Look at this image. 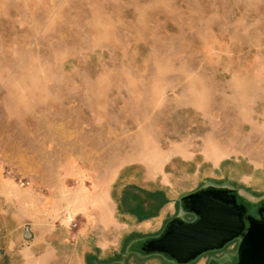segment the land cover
<instances>
[{"label": "rangeland", "instance_id": "obj_1", "mask_svg": "<svg viewBox=\"0 0 264 264\" xmlns=\"http://www.w3.org/2000/svg\"><path fill=\"white\" fill-rule=\"evenodd\" d=\"M205 189L263 213L264 0H0V264H180Z\"/></svg>", "mask_w": 264, "mask_h": 264}, {"label": "water", "instance_id": "obj_2", "mask_svg": "<svg viewBox=\"0 0 264 264\" xmlns=\"http://www.w3.org/2000/svg\"><path fill=\"white\" fill-rule=\"evenodd\" d=\"M225 192L205 189L183 196L181 202L192 219H171L161 234L146 241V246L187 264L237 240L233 264H264V209L259 217L244 214Z\"/></svg>", "mask_w": 264, "mask_h": 264}, {"label": "crops", "instance_id": "obj_3", "mask_svg": "<svg viewBox=\"0 0 264 264\" xmlns=\"http://www.w3.org/2000/svg\"><path fill=\"white\" fill-rule=\"evenodd\" d=\"M121 188H122V186H121ZM106 195L110 199V196L112 195L111 190H108L107 193H106ZM112 201H113L114 206L116 208L120 207V200L118 198H115V201L114 200H112Z\"/></svg>", "mask_w": 264, "mask_h": 264}, {"label": "flooded vegetation", "instance_id": "obj_4", "mask_svg": "<svg viewBox=\"0 0 264 264\" xmlns=\"http://www.w3.org/2000/svg\"><path fill=\"white\" fill-rule=\"evenodd\" d=\"M186 216H188V220H191L192 219V217L191 216H189V215H186ZM236 242H237V240H235Z\"/></svg>", "mask_w": 264, "mask_h": 264}, {"label": "built area", "instance_id": "obj_5", "mask_svg": "<svg viewBox=\"0 0 264 264\" xmlns=\"http://www.w3.org/2000/svg\"><path fill=\"white\" fill-rule=\"evenodd\" d=\"M69 221H73V219H72V218H70V219H69Z\"/></svg>", "mask_w": 264, "mask_h": 264}]
</instances>
